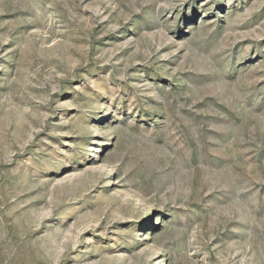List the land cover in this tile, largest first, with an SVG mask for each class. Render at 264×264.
Here are the masks:
<instances>
[{
    "label": "rangeland",
    "instance_id": "374dc122",
    "mask_svg": "<svg viewBox=\"0 0 264 264\" xmlns=\"http://www.w3.org/2000/svg\"><path fill=\"white\" fill-rule=\"evenodd\" d=\"M0 264H264V0H0Z\"/></svg>",
    "mask_w": 264,
    "mask_h": 264
}]
</instances>
